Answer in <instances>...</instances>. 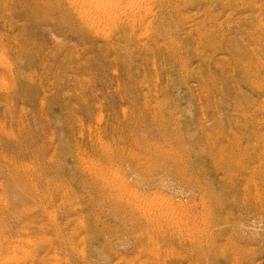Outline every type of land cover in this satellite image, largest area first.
<instances>
[{
  "label": "rangeland",
  "instance_id": "obj_1",
  "mask_svg": "<svg viewBox=\"0 0 264 264\" xmlns=\"http://www.w3.org/2000/svg\"><path fill=\"white\" fill-rule=\"evenodd\" d=\"M0 264H264V0H0Z\"/></svg>",
  "mask_w": 264,
  "mask_h": 264
},
{
  "label": "bare ground",
  "instance_id": "obj_2",
  "mask_svg": "<svg viewBox=\"0 0 264 264\" xmlns=\"http://www.w3.org/2000/svg\"><path fill=\"white\" fill-rule=\"evenodd\" d=\"M38 5V4H37ZM8 262V261H7Z\"/></svg>",
  "mask_w": 264,
  "mask_h": 264
}]
</instances>
